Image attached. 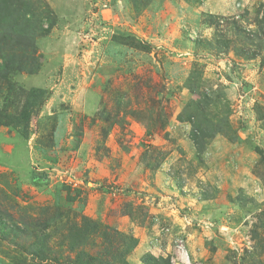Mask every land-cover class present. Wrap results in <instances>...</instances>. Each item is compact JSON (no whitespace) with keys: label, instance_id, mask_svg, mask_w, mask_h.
I'll return each instance as SVG.
<instances>
[{"label":"rangeland","instance_id":"374dc122","mask_svg":"<svg viewBox=\"0 0 264 264\" xmlns=\"http://www.w3.org/2000/svg\"><path fill=\"white\" fill-rule=\"evenodd\" d=\"M118 233L129 264H264V0H0V264Z\"/></svg>","mask_w":264,"mask_h":264},{"label":"trees","instance_id":"16d2710c","mask_svg":"<svg viewBox=\"0 0 264 264\" xmlns=\"http://www.w3.org/2000/svg\"><path fill=\"white\" fill-rule=\"evenodd\" d=\"M31 98L34 94L33 90L30 91ZM39 94H42V91H39ZM28 100H30V96H28ZM25 104L23 105V109L19 113V117L17 120L14 121V126H21L26 125L27 121L29 120V108L31 106L30 102L25 100ZM43 100L39 101L37 109L40 108L42 105ZM66 236L69 239L70 249H75L78 246L82 245L83 242L87 239H91V236L94 237V235L98 234L99 231L97 229L98 226L95 225L90 219H83L80 223V226H73L72 224L66 225ZM33 229H36L34 227V224L32 225ZM37 230V229H36ZM97 230V231H96ZM4 234V233H2ZM37 235L32 238L31 246H30V255L33 259L34 257L39 258L40 254L39 252L45 251L44 250V233H35ZM119 235L115 237H108L106 236L104 239V247L102 252H100L99 256H93L90 255L87 251L80 249V251H77V255L75 256V259L73 263L71 264H129L125 257L133 250V248L136 246L137 241L130 235H122L121 233H118ZM48 237V236H47ZM115 239H118V243L115 242ZM117 244V245H116ZM49 252H52L51 249H46ZM51 250V251H50ZM47 254V253H46ZM47 259H50L53 261L54 264H67L66 262H62L58 260V257H55L54 255H46ZM162 261H164V258L162 257H154L150 254H147L143 256L142 262L144 264H160ZM165 262L168 263V259L165 260ZM169 264V263H168Z\"/></svg>","mask_w":264,"mask_h":264}]
</instances>
